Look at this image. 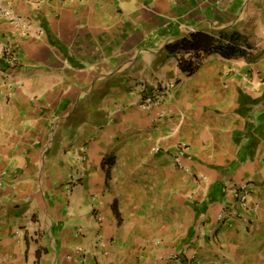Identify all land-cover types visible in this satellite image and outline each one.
<instances>
[{"label": "crops", "instance_id": "1", "mask_svg": "<svg viewBox=\"0 0 264 264\" xmlns=\"http://www.w3.org/2000/svg\"><path fill=\"white\" fill-rule=\"evenodd\" d=\"M0 5V264H264V0Z\"/></svg>", "mask_w": 264, "mask_h": 264}, {"label": "built area", "instance_id": "2", "mask_svg": "<svg viewBox=\"0 0 264 264\" xmlns=\"http://www.w3.org/2000/svg\"><path fill=\"white\" fill-rule=\"evenodd\" d=\"M59 1L65 2L67 0H59ZM0 16L6 18L10 24L14 25L19 30H22L25 27L24 19L20 16L13 14L7 7H2L0 5ZM0 52L8 60L10 64H13L15 62V59H16L15 53L13 52V49L11 46H8V45L2 46L0 48ZM172 88H173V82L171 81H168L162 84L161 88L159 89L158 93L155 96L147 97L142 100V103H141L142 106L144 108H150L151 106L155 104L162 103ZM249 187L250 186L248 183H243V184H240L239 186H233L231 188L233 197L237 200L239 205L244 208L247 205V200H248V196L250 193ZM225 217H226V213L223 211L218 214L217 219L224 221ZM170 258L174 260L178 259V254L173 253L170 255Z\"/></svg>", "mask_w": 264, "mask_h": 264}, {"label": "trees", "instance_id": "3", "mask_svg": "<svg viewBox=\"0 0 264 264\" xmlns=\"http://www.w3.org/2000/svg\"><path fill=\"white\" fill-rule=\"evenodd\" d=\"M199 35L197 34H193L189 37V39H183L178 46V49H184V50H199V49H208L210 47L206 46L203 44V42L201 41V38L198 37ZM223 57H231L234 56L236 54V52L232 49V48H226L223 49L222 51L219 52ZM182 68L184 70H186L188 73L193 72L196 67L194 66H187L186 68H184L182 66ZM108 163V162H107ZM115 214H117L116 209L114 210Z\"/></svg>", "mask_w": 264, "mask_h": 264}, {"label": "rangeland", "instance_id": "4", "mask_svg": "<svg viewBox=\"0 0 264 264\" xmlns=\"http://www.w3.org/2000/svg\"><path fill=\"white\" fill-rule=\"evenodd\" d=\"M215 244H216V245H217V244H219V241H218V242H216ZM213 246H215V245L213 244Z\"/></svg>", "mask_w": 264, "mask_h": 264}]
</instances>
